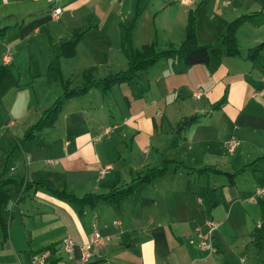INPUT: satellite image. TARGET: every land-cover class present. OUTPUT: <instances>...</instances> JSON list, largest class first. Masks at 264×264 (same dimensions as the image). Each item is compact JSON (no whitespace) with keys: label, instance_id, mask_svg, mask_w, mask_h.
<instances>
[{"label":"crops","instance_id":"obj_1","mask_svg":"<svg viewBox=\"0 0 264 264\" xmlns=\"http://www.w3.org/2000/svg\"><path fill=\"white\" fill-rule=\"evenodd\" d=\"M61 1L63 4L59 5ZM92 1L58 0L57 3H50L47 0H0V56L12 47L20 52L24 44L28 46L30 55L35 56L41 45L45 46L44 41L50 44L55 37L58 39L55 43L67 40L75 27L84 26L80 24L81 11ZM166 1L174 0H164L162 7ZM197 2L180 0L178 9H181V14L178 22H184L185 26L186 9L194 8ZM54 6L62 8L57 17L52 12ZM211 8L218 17L215 19L214 15L211 24L203 31L198 28L200 42L216 40L232 19L259 10L262 11L260 15L240 24L236 38L239 46L243 45L247 49L264 40V0H211ZM178 26L177 34L180 38L172 39L171 43L168 40L170 44L182 42L185 38V29ZM60 28L63 31L59 32ZM136 29L137 25L134 36ZM82 42L83 38L77 44L76 55ZM43 51H46V47ZM109 52L114 57L117 54L114 49H109ZM246 54L225 55L218 64L212 60L209 64L184 67L181 71L176 70L175 59L169 65L167 59L170 58H161L149 66L146 69L149 93L145 97L144 92H132L128 97V92H125L123 96L127 98L130 111H133L127 114L122 123L128 124L135 131L133 148L139 156L131 167L133 171H145L151 167L153 160L157 161L160 157V162L164 158L174 159L168 172L153 180H163L156 183V192L151 194L152 197L145 196L142 201L127 199L129 195L125 196L117 204L122 218L108 220V214L112 211L105 205L98 206L97 203L93 207H76L42 186L44 192L39 187L31 188L34 195H38L37 201L42 206L28 202L23 206L20 202L29 192L24 190L19 193L16 190L13 206L9 209L8 236L3 235L10 257L0 261V264H16L15 257L19 264H31V255L45 248H54L55 251L44 264H264V257L259 256L264 247V232L259 230L261 225H252V209L238 208L239 204L255 206L250 203V197L256 189L255 182L248 183L245 188L238 182V175L247 169L246 166L227 171L212 164L216 163V160H212L215 155L211 149L213 140L222 137L220 132L229 123H235L237 134L230 130L223 136L226 139L243 135L254 139L256 134L264 138V50L259 60H252ZM11 59L4 61L9 62ZM92 66L97 67L96 64ZM92 74L94 76V72ZM224 95L226 99L223 104L214 108L213 104ZM72 99H68L66 104ZM92 105L93 102L89 108ZM97 105L104 106V102ZM80 108L81 111L87 109L86 106ZM149 109L151 113H148ZM79 113L75 116L78 117ZM192 115H198L199 119L186 125L184 119ZM214 119L218 122L214 126L216 129L210 125ZM91 120L95 122L92 117ZM73 121L74 127L78 123L77 118ZM80 123L81 127L77 128L80 132L74 135L75 142L64 139L61 146H55V159L47 158L48 164H52L51 168L40 167L41 160L35 159L32 173L36 172L39 178L28 176L31 172L27 159L23 161L26 170L20 166L18 169L15 162H10L8 153L0 155V171L8 161L7 174L14 176L12 170L18 169L17 178H47L56 187L60 188L58 184L61 183V187L66 189L93 185L94 191L102 192L100 189L105 187L106 182L113 183L112 179L107 181L106 177L112 163L107 162L105 167L98 166L101 163L97 149L99 145L94 146L92 142L99 141L102 136L94 129L95 132L90 133L82 120ZM117 127L116 123L111 128L105 126L104 133L109 134ZM179 127L181 129L178 132ZM213 130L217 135L212 134ZM200 142H208V145L204 149H197ZM203 157L208 160L197 162ZM92 163L94 165L90 166ZM203 167L207 170H197ZM181 168L184 170L181 171ZM68 169L72 172L70 177ZM236 171L235 175L229 174ZM74 173L78 175L74 176ZM224 173L229 179L224 177ZM168 175L170 177H166ZM193 177L195 184L190 182ZM258 197L264 203V195ZM209 219L217 224L213 233V251L200 247L196 230V227H200L205 231ZM114 225L117 229L113 228ZM96 232L102 236L99 244L92 242ZM66 236L75 241L72 254L61 248L62 239ZM254 241L260 244L259 251L252 245ZM86 243H91L90 259L82 262L81 246Z\"/></svg>","mask_w":264,"mask_h":264},{"label":"rangeland","instance_id":"obj_2","mask_svg":"<svg viewBox=\"0 0 264 264\" xmlns=\"http://www.w3.org/2000/svg\"><path fill=\"white\" fill-rule=\"evenodd\" d=\"M138 2L140 16L136 23L137 29L135 36L133 31V43L135 46L141 47L145 43L149 44L154 42L156 48L167 47L170 45L172 39L180 38V35L177 34V31H179L178 25L185 29L186 36V22L185 26L184 22H178L181 14V9H178L180 0H174L172 2L166 1L164 7L161 5L164 0H93L81 11L82 17L80 19L82 21H80V24H84V28H88V30L83 37V42L78 49L77 55L75 54L69 58L63 56L61 54V43L63 41L55 43V40H58L55 37L49 42L50 44L44 41L45 46L41 45V48H39L35 56L30 55L26 44L23 45L20 52L16 51L14 47H9L10 51L6 52L12 58L9 62H5L2 57L5 52L0 56V155L10 154V162H15L18 165V169L20 166L22 170H26V165L23 161H26V155H29L30 159L27 161L29 162L28 167L31 172L28 175L30 178H39L36 172L32 173L33 169H35L33 165L36 164L35 159L41 160L40 163L42 165L40 164V167L51 168L52 164H48L46 160L47 158L55 159V146H61L64 139L75 142L74 135L80 132L77 128L81 127V120L87 126L85 128L90 133H94V130H96L102 136L99 141L92 143L94 146L99 145L97 149L101 163L98 166L105 167L107 162L112 163V166L108 168L109 173L106 174L107 181L112 179L113 183L126 184L138 174L137 171L131 169L135 164L136 157L139 156L135 148H133V134L135 131H132L128 124L122 123L127 114H130L133 109L130 111L127 98L123 95L125 92H128L126 93L128 97L130 94L132 95V92H144L145 97L146 94L148 95L150 89L148 87L146 69L142 72L139 71L132 82L115 84L106 95L99 88L95 87L85 95L73 97L72 100L65 104L59 118L53 126L45 127L41 131H38L37 138L27 141L24 146L16 148L14 152L12 151L19 143V139L24 135L25 130L39 118L43 109L50 106L54 99L62 93L63 89L57 77L59 67L64 77L71 80V85L76 86L81 85L85 81L83 70L93 64L97 65L93 70L94 76L96 77L103 76L111 71L124 69L128 66L130 52L124 40V33L129 21L137 11ZM60 4H63V1ZM193 7H198L197 32L198 28L203 31L205 27L211 24L214 15L215 19L218 17V14L212 11L211 0H198ZM190 8L186 10L189 11ZM62 28L59 29V32L63 31ZM62 34L64 33L62 32ZM214 41L209 42L213 43ZM175 42L174 45L178 46L181 41ZM45 47L46 51H43ZM240 48L242 56L247 53V47L242 45ZM109 49H114L117 52L115 57L112 54L109 55ZM173 60V58L167 59V61H170L169 65ZM82 97L88 99L82 100L84 99ZM99 98L100 100L98 101ZM89 99L92 101H89ZM101 101L104 102V106L98 107L97 104H101ZM92 102L93 105L89 108ZM83 106H86L87 109L81 111L80 107ZM158 106L162 107L163 105L158 104ZM78 113L80 115L76 117L75 115ZM148 113H151V109H149ZM91 117L95 122L91 120ZM76 118L78 123L73 127V120L76 121ZM215 121V119L212 120L210 124L214 129H216L214 126L218 123ZM115 123L118 126L117 128L113 129L109 134L104 133L105 126L111 128ZM101 124L102 127L100 126ZM234 124V122L229 123L220 132L222 137L213 140L211 149L215 152V155H213L212 160H216V163L212 164L227 171H235L246 166L247 169H244L237 178L240 185L243 188L248 183L253 182L256 184L255 187L264 185V151L262 150L264 138L259 134H256L254 139L243 137L244 135H235L237 136L235 138L240 139L241 143L232 152L224 145V141L227 139L223 136L230 130L233 134H237ZM174 134L176 135L175 131ZM212 134L217 135L215 130H213ZM207 145L208 142H200L197 145V149H204ZM205 158H200L197 162H200L201 159L208 160ZM161 159L162 157L157 161L153 160L150 165L160 164ZM254 163L257 164L253 166ZM93 165L94 163L90 164V166ZM18 169L15 171L12 170V174L15 177H19L17 173ZM183 170L184 168H181V171ZM67 172L70 177L72 172L70 169ZM77 175V173H74V176ZM226 175L224 173V177L229 179ZM166 177L170 176L168 175ZM219 177L222 178V176ZM161 181L163 180L159 179L158 182L152 181L142 184L143 186L141 188L139 187L138 191L134 194L129 195L127 199H140L142 201L145 196L152 197L151 194L156 192V183H160ZM190 182L192 184L196 183L194 177L191 178ZM113 183L106 182L105 187L100 190L102 192L110 190L114 185ZM58 186L62 188L61 183ZM9 187L11 195L9 209L11 210L17 191L14 185H10ZM42 188V186H39L40 191H43ZM67 189L78 196H82L89 191L96 192L94 191L93 185L85 187L76 186L72 187V189ZM28 192L31 195L26 194L20 203L23 206L27 202L32 203L34 206H42V204L38 203V195H34V190L28 189ZM260 198L256 196V200H251L250 203L255 205L253 207L247 204H239L238 208L252 209V225L257 227V224L260 223L261 227L259 230L261 229L264 232V203L262 200H259ZM69 203L79 207L74 202L69 201ZM99 205H105V207H109L112 211V213L108 214V220L122 218L117 204L100 201L98 202ZM10 210L5 214L7 223L9 222ZM115 227L116 225L113 228L117 229ZM20 239L22 240L21 235ZM20 239L16 238V240ZM6 245L3 242V229L0 227V261H5L10 257ZM252 245L258 251L260 250V244L257 242H252ZM248 250L249 252H253L250 249ZM253 253L256 254V252ZM64 255L66 258L68 257L67 254ZM259 256L264 257V247L263 253ZM14 262L19 264L17 257H15Z\"/></svg>","mask_w":264,"mask_h":264},{"label":"trees","instance_id":"obj_3","mask_svg":"<svg viewBox=\"0 0 264 264\" xmlns=\"http://www.w3.org/2000/svg\"><path fill=\"white\" fill-rule=\"evenodd\" d=\"M197 9L198 7L190 8L188 11L186 36L178 46L170 44L164 48H156L154 42H152L149 44H143L141 47H137L133 43V31L140 16V7L138 2L137 11L129 21L124 33V40L130 52L128 66L124 69L111 71L99 77L93 76L92 72L95 67L91 66L83 71L85 81L81 85L76 86L71 85V80L64 77L61 68L59 67L57 77L63 89L62 93L59 94L51 105L43 110L39 118L25 130L24 135L19 139V143L14 147L13 152L16 148L24 146L27 141L37 138L38 131H41L45 127L53 126L59 118L68 99L74 96L83 95L92 87H97L103 94H107L113 85L122 82H132L139 71L147 69L161 58L175 59L174 64L176 70L181 71L184 67L200 63L209 64L212 60L218 64L225 55H239L241 53V49L236 38V31L238 27L244 21L254 18L262 12L259 10L235 17L226 24L223 32L213 43H203L200 42L198 38ZM87 30L88 28H84V26L75 27L72 30L70 37L61 43V54L68 58L73 57L77 51V44L80 40H82ZM263 50L264 40L249 46L246 56L252 60H259L261 56L260 54ZM225 99L224 95L213 104V107H220ZM198 119V115H192L190 117H186L184 120L187 125ZM172 162H174V159L164 158L159 165L148 167L145 171L138 173L132 181L126 184L113 185L110 190L106 192L89 191L82 196H78L72 191L67 190L65 187H56L51 180L47 178L28 180L23 176L17 178L15 176L8 175L7 172L9 170V162L6 161L3 169L0 171V227L3 229V235L4 237L8 236V225L5 220V214L9 211V201L11 198L10 185H14L19 193L33 187L38 188L39 186H45L56 196L74 202L80 207L85 205L93 207L99 201L120 204L125 196L138 191L140 185L143 183H149L164 176L168 172ZM197 170L206 171L207 169L203 167ZM217 170L220 171V169ZM237 172L238 171L229 174L235 175Z\"/></svg>","mask_w":264,"mask_h":264},{"label":"built area","instance_id":"obj_4","mask_svg":"<svg viewBox=\"0 0 264 264\" xmlns=\"http://www.w3.org/2000/svg\"><path fill=\"white\" fill-rule=\"evenodd\" d=\"M50 3H57L58 0H47ZM53 15L57 17L59 13L62 12V8L60 6H54L53 7ZM11 58V55L8 53H5L4 59L5 61H8ZM262 79L264 81V72ZM198 96V94H196ZM240 141L239 139L232 137L230 139H227L224 141V145L228 148V150L233 151L238 145ZM27 160H29V156L26 157ZM14 169V167H12ZM103 172H105L103 170ZM264 195V185H259L256 187L255 194L250 197L251 200H256V196H262ZM208 227L205 231H202L200 227H196L198 236H199V245L202 249H207L209 251L214 250V243H213V233L215 228L217 227V224L214 220L209 219L207 221ZM93 243L99 244L102 242V236L96 232L92 239ZM74 245L75 241L72 237L66 236L62 239V249L72 254L74 251ZM90 248L91 243H86L81 246V259L82 262H87L90 259ZM54 248H45L41 251H37L31 255V264H44L47 263L50 260L51 255L54 253Z\"/></svg>","mask_w":264,"mask_h":264},{"label":"water","instance_id":"obj_5","mask_svg":"<svg viewBox=\"0 0 264 264\" xmlns=\"http://www.w3.org/2000/svg\"><path fill=\"white\" fill-rule=\"evenodd\" d=\"M180 129H181V127H179L177 131L179 132V131H180ZM90 264H91V263H90Z\"/></svg>","mask_w":264,"mask_h":264}]
</instances>
